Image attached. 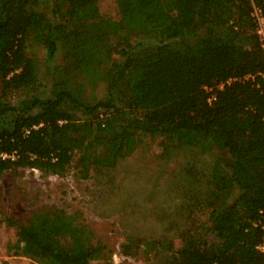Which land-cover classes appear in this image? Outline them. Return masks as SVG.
I'll return each instance as SVG.
<instances>
[{"label": "trees", "instance_id": "1", "mask_svg": "<svg viewBox=\"0 0 264 264\" xmlns=\"http://www.w3.org/2000/svg\"><path fill=\"white\" fill-rule=\"evenodd\" d=\"M101 1L0 0V180L26 168L89 178L160 137L162 158L184 153L180 170L164 187L136 180L127 199L136 213L120 220L122 254L264 264L255 225L264 208V48L253 15H264V0H114L115 15ZM161 196L177 207L165 209ZM149 212L162 238L133 225L132 215L149 225ZM15 226L16 253L38 264L102 259L84 228L75 244L66 231Z\"/></svg>", "mask_w": 264, "mask_h": 264}, {"label": "rangeland", "instance_id": "2", "mask_svg": "<svg viewBox=\"0 0 264 264\" xmlns=\"http://www.w3.org/2000/svg\"><path fill=\"white\" fill-rule=\"evenodd\" d=\"M101 8L103 12L117 14L114 0H102ZM43 53L39 49L40 57ZM46 74L45 67H42L40 78L49 86L51 79ZM103 92L102 86L99 95L102 96ZM160 142V137H148L115 170L93 171L89 178H83L77 170L65 177L45 175L30 168L4 174L0 180V264H38L17 254L14 248L17 242L15 225L28 222L53 237L66 231L75 244H84L85 236L80 232L84 228L92 243L102 248V259L91 264H157L159 257L145 254L143 249L135 256L122 254L121 245L127 237L120 220L125 217V209L134 211L135 201L128 202L127 199L128 195L139 190L137 185L150 187L155 183V187H164V181L180 170L184 153L173 151L170 158H162ZM164 197L157 202L163 201L165 209L177 207L175 198ZM162 208H156L154 212L160 216ZM154 212L146 215L149 225H138L137 215H132L131 220L133 225L141 226L153 237L162 238L166 231ZM209 239L213 241L215 238L210 235ZM175 245L178 247L179 242L176 241Z\"/></svg>", "mask_w": 264, "mask_h": 264}, {"label": "built area", "instance_id": "3", "mask_svg": "<svg viewBox=\"0 0 264 264\" xmlns=\"http://www.w3.org/2000/svg\"><path fill=\"white\" fill-rule=\"evenodd\" d=\"M253 15H254V17L256 19V23H257V29L256 30H257V33H258L261 41H262L263 48H264V15L262 13V10L258 7H254ZM214 99H215V95H212L209 98V102H212ZM260 213H261V215H260L259 219L257 220V222L255 223V225L259 226L264 233V208L260 211ZM258 249L264 254V234H263L262 241H261L260 245L258 246Z\"/></svg>", "mask_w": 264, "mask_h": 264}]
</instances>
